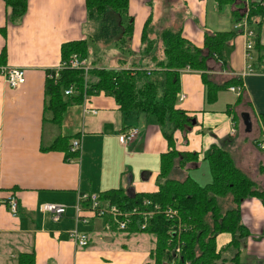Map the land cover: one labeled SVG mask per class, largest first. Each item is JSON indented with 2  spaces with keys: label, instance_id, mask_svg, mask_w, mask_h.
Segmentation results:
<instances>
[{
  "label": "crops",
  "instance_id": "crops-1",
  "mask_svg": "<svg viewBox=\"0 0 264 264\" xmlns=\"http://www.w3.org/2000/svg\"><path fill=\"white\" fill-rule=\"evenodd\" d=\"M256 1L261 0H236L220 6L218 0H129L128 13L123 16L124 24L133 19L129 42L117 40L106 45L91 40L98 22L89 17L85 0H29L27 13L15 23L9 21L11 10L0 0V52L6 48V65L26 69V82L18 87L9 86L0 74V264H18L22 252H34L36 264H154V234L107 230L105 220L87 210L83 214L89 222L76 223V206L83 193L100 196L119 188L129 193L158 191L162 154L173 148L198 152L199 161L177 164L172 178L191 176L202 185L211 182L206 155L214 145H221L264 190V25L260 36L253 30L255 44L250 50L247 35L237 32L225 47L226 66L217 56L209 59L205 73L215 89H209L202 71L181 70L177 107L192 116L193 126L188 132H175L173 147L154 116L124 115L115 98L105 92L86 94L81 102L71 101L61 124L51 122L45 111L47 71L63 60V43L87 39L89 47L93 42L115 48V58L106 64L99 61L100 54H90L89 48L85 60L91 67H153L147 64L150 59L142 40L149 19V28L157 35L167 27L181 29L185 38L203 47L207 32L241 29L233 11L246 15ZM176 4L185 11L176 10ZM169 5L175 21L180 19L176 28L166 25L168 17H164V9L160 12ZM248 28L253 29L249 23ZM234 78L241 83L227 85ZM238 85L241 93L231 89ZM85 107L98 112L85 111ZM132 126L140 132L126 147L119 135ZM59 135L69 137L71 144L80 139L78 156L67 160L64 150L49 149ZM11 195L19 201L16 216L7 203ZM44 202L65 204L67 211L56 221L39 209ZM81 204L89 205L83 200ZM241 216L250 234L240 249L230 246L232 235L228 232L218 235V249L223 250L226 264H264L263 199L246 198ZM77 225L90 235L86 247L76 246L69 236ZM238 251V260H234Z\"/></svg>",
  "mask_w": 264,
  "mask_h": 264
},
{
  "label": "trees",
  "instance_id": "trees-1",
  "mask_svg": "<svg viewBox=\"0 0 264 264\" xmlns=\"http://www.w3.org/2000/svg\"><path fill=\"white\" fill-rule=\"evenodd\" d=\"M10 9L9 21H20L29 9V0H3ZM88 15L98 22L97 29L91 34L95 43L111 44L114 41L128 43L133 32V19L124 24L123 16L128 13L129 0H85ZM236 0H218L220 6L232 4ZM249 12L233 11V18L239 20L244 16L249 26L260 16L259 26L264 20V0L251 3ZM149 19L143 31L144 49L153 67L106 68L94 64L86 74L83 69L64 68L57 79L47 77L45 93V111L49 120L61 124L67 105L81 102L86 94L105 92L113 96L124 115L141 114L154 116L163 127L170 146H174L175 132H188L193 126V118L185 110L177 107V94L180 91L181 70L191 68L202 71L209 89L216 86L205 73L209 69V59L217 56L227 64L225 47L238 30L207 32L203 47L194 45L183 36L181 29L164 28L158 33L159 40L150 45L151 37ZM5 32V31H4ZM261 30L257 31L260 36ZM259 41L257 38L256 43ZM160 42V43H159ZM87 39H75L62 44L61 56L69 60L74 54L82 59L89 57ZM161 51V52H159ZM160 53V54H159ZM95 63V62H94ZM7 64V51L0 52V66ZM47 72H51L49 69ZM231 83H241L234 78ZM74 87L73 95H65V90ZM49 149H62L66 159L78 156L71 150L69 137L56 138ZM210 166L212 180L206 185L200 184L193 177L184 179L171 177L177 164L197 163L199 153L190 150H173L161 157V169L157 178L159 186L156 192L129 193L122 188L110 189L100 194L102 201L118 205L124 211L134 208L152 209L156 204L166 208L171 206L178 210L180 220L169 218L164 213L145 217L138 212L132 216L128 231L152 233L157 238L156 248L151 257L154 264H226L227 258L222 249H218L217 237L220 233H231L230 246L238 250L242 240L250 234L242 221L241 204L249 197H260L264 201V190L246 172L235 163L233 155L221 145H214L206 155ZM264 172V166L262 167ZM150 200V205H144ZM143 224L145 226L143 227ZM180 224V225H179ZM180 229V231H179ZM180 245V250L177 247ZM239 251L234 256L238 260ZM18 264H36L34 252H22Z\"/></svg>",
  "mask_w": 264,
  "mask_h": 264
},
{
  "label": "built area",
  "instance_id": "built-area-1",
  "mask_svg": "<svg viewBox=\"0 0 264 264\" xmlns=\"http://www.w3.org/2000/svg\"><path fill=\"white\" fill-rule=\"evenodd\" d=\"M239 27L244 28V33L247 35V49L250 50L253 48L255 41V33L251 28H248L247 18L242 19L239 24ZM250 67V66H249ZM64 68H74V69H83L87 74L91 69L90 64L87 63L85 59H82L78 54H74L69 60H62L56 67L51 69V72H48L47 77L57 79L60 77V73ZM252 70V69H250ZM0 74L3 76L5 81L11 87H18L21 84L26 82V69L23 67H15L3 65L0 66ZM231 89L237 93H241L242 86H231ZM65 95H71L74 93V87L70 86L65 90ZM181 100L184 99V94L181 96ZM85 111L97 113L95 108H86ZM234 131V130H233ZM140 129L137 126H132L128 130L122 132L119 135V140L122 145L128 146L133 142L136 137L139 135ZM81 146L80 139L73 140L71 144V150L76 152ZM87 201L88 206L85 207L81 204V201ZM8 207L10 212L16 216L18 215L19 201L15 195H11L7 199ZM150 200H145L144 205H150ZM39 209L44 213H50L53 216V219L58 221L67 211V206L62 203H52L44 202L40 204ZM87 210L94 214L96 217L103 218L105 220V228L107 230H128L130 224L132 223V216L135 213L142 214L145 217H151L156 213H164L169 218H174L179 221L180 216L178 210L168 206L166 208L161 207L159 204H156L152 209L139 210L134 208L132 211H124L118 205L113 204L109 201H102L99 194L97 193H83L80 196V202L76 206V223L83 222L88 223L89 217L84 215V211ZM180 225V224H179ZM145 224H143V227ZM180 231V229H179ZM69 236L71 240L78 247H86L90 243V235L88 231L82 230L78 225L69 231ZM177 250H180V245L177 247Z\"/></svg>",
  "mask_w": 264,
  "mask_h": 264
},
{
  "label": "rangeland",
  "instance_id": "rangeland-1",
  "mask_svg": "<svg viewBox=\"0 0 264 264\" xmlns=\"http://www.w3.org/2000/svg\"><path fill=\"white\" fill-rule=\"evenodd\" d=\"M174 7H175L176 10L179 9L182 12L185 11V8L181 7L179 4L174 5ZM170 8H171L170 5L167 8L166 7L165 8H162V9L160 8V12L164 9V11H163V13L165 15L164 17H168V20L167 19L166 20L168 22H170V23H168L166 21L165 24L166 25H171L173 28H176V26H178V24H179L178 21H180V19L178 18L177 21H175L176 20V17L173 14L170 13ZM171 21H173V22H171ZM174 21L177 22V24H175ZM263 25H264V20L262 21V25L261 26H259V22H257V20H254V25L252 27L253 28L252 30H254L255 32H257L258 30H263ZM151 36H152L151 37V40L152 41H150L149 44L150 45H152V44L156 45L157 44L156 41L157 40L160 41L159 40V36L155 32H153V31H152V35ZM90 45H91L90 46V54H94L95 52L98 53V54H100L101 59L99 61H102L103 64H106L107 61L109 60V58H115L113 56L116 54L115 53L116 50H115V48L113 46H111V47L110 46H106V47L103 46L104 48H102L99 44H94L93 42H90ZM114 62L115 61L112 60V63H114ZM97 63H99V62H97ZM257 63H258V61H257ZM202 181H205V180H202ZM201 183H206V182H201Z\"/></svg>",
  "mask_w": 264,
  "mask_h": 264
}]
</instances>
